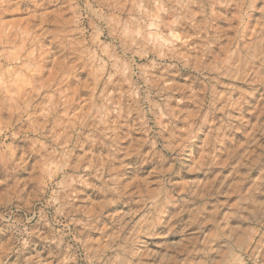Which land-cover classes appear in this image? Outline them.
<instances>
[{"label": "rangeland", "instance_id": "374dc122", "mask_svg": "<svg viewBox=\"0 0 264 264\" xmlns=\"http://www.w3.org/2000/svg\"><path fill=\"white\" fill-rule=\"evenodd\" d=\"M0 217V264H264V0H0Z\"/></svg>", "mask_w": 264, "mask_h": 264}, {"label": "clouds", "instance_id": "9594fccd", "mask_svg": "<svg viewBox=\"0 0 264 264\" xmlns=\"http://www.w3.org/2000/svg\"><path fill=\"white\" fill-rule=\"evenodd\" d=\"M121 166H123L122 162H121ZM68 165L67 164H63L61 170L63 171V168H67ZM115 171H119V169H115ZM90 178L92 180H99L100 184L99 186L104 189V191L107 192H113L115 193L117 191L116 187L114 184L110 185V182L112 180H114V176L112 175L111 171L105 172L103 166L101 165L100 167H97L93 173H90ZM107 175V179H105V176ZM153 208L152 204H148L145 203V209H150ZM141 212H143L144 214L140 216V219L137 220L135 215H132L129 220H128V224L131 226V231L129 233V235L131 236L132 240L136 239V236L140 234V229H142L144 227V225L146 223H148V216H149V212L145 211L144 209H141ZM0 220H3V217H0ZM4 229H0V231H3ZM15 244L13 245L14 247L16 245H19L20 247L17 248V251H20V249L23 247L24 241H23V233L17 231V233L15 234ZM137 255H139V253H137ZM155 255V253L150 254L149 256V260H151V256ZM213 258L209 257V261H211ZM144 264H148V262H144ZM151 264H158L157 261H151Z\"/></svg>", "mask_w": 264, "mask_h": 264}]
</instances>
